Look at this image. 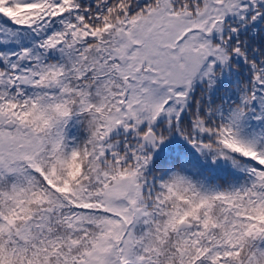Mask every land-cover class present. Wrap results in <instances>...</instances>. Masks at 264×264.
<instances>
[{
	"label": "snow or ice",
	"instance_id": "1",
	"mask_svg": "<svg viewBox=\"0 0 264 264\" xmlns=\"http://www.w3.org/2000/svg\"><path fill=\"white\" fill-rule=\"evenodd\" d=\"M0 264H264V0H0Z\"/></svg>",
	"mask_w": 264,
	"mask_h": 264
}]
</instances>
